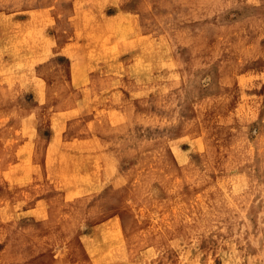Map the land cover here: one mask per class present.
Returning <instances> with one entry per match:
<instances>
[{"label":"rangeland","instance_id":"obj_1","mask_svg":"<svg viewBox=\"0 0 264 264\" xmlns=\"http://www.w3.org/2000/svg\"><path fill=\"white\" fill-rule=\"evenodd\" d=\"M31 1L0 5V264H204L174 250L226 222L208 264H264V0Z\"/></svg>","mask_w":264,"mask_h":264},{"label":"bare ground","instance_id":"obj_2","mask_svg":"<svg viewBox=\"0 0 264 264\" xmlns=\"http://www.w3.org/2000/svg\"><path fill=\"white\" fill-rule=\"evenodd\" d=\"M62 1L65 2V0H62ZM91 1H95L96 4L98 3L97 4L98 6L99 5L102 6V4L106 3V1H108V0H105V1L104 0H91ZM48 3H50V2H45V4H48ZM1 4L5 5V0H0V5ZM15 4L19 5L20 7H30L32 5L43 4V3L37 2V1H31V0H17V2H15ZM36 13H37V15H39L40 11L37 9ZM0 25L2 28H4V26L2 24H0ZM107 32H111L115 36H116V32L118 33L117 29L112 25H108L107 22L105 24H99V23L95 22L93 27L90 29L88 35L90 36V38L93 41H95V43H99L102 41L103 36ZM26 33L27 32H25L24 34H26ZM117 37H119V33H118ZM22 50L23 49H21L20 51H22ZM45 55L47 57H49L50 53H46ZM36 57H40V56L38 55ZM36 65H38V64L33 62L31 66L25 67V66H22L21 63H18V65H17L18 68H17L16 73L14 72L15 75L13 76V78L17 77L16 75H18L19 77H22V80H24L26 83L30 82V83L34 84L37 87L36 89H38V88L42 89L43 87H40V86L43 84V71H42V68L35 69L34 67ZM2 70L4 71V74H5V68H3ZM3 78H5V76ZM59 182H60V185H63L64 187H66L67 191L71 192V188H70L71 182L65 176H61ZM224 197H225V201L227 202L231 196H223V198ZM218 212H219V210H216V213H218ZM228 216H229V213H228ZM227 224H228L227 222L224 224L219 223L214 227L215 233L213 235V239H212V241L209 240V242H207L208 246L205 245L204 250L201 248V246H196V249H192V250L191 249L174 250L175 251V257L177 258V253L179 254V252H183L184 257L187 259V261H201L204 264H208V262L212 258L211 257L212 256L211 250H209V246L224 248V250L220 251V253H222V254L230 253L229 252V244L231 241L229 240V238L225 241H218L220 239V236L217 235V233L229 234L231 232V230H229ZM181 226H182L181 224H176L175 226L172 227V229L174 230V235L171 238H169L167 240V242L168 243H175V242H178L180 239H184L190 245L195 244L199 240L198 237L195 235H191V236L180 235L182 232H184V230L180 229ZM194 227H195V225L193 224L192 221H190L188 224V229H192ZM95 229H97L101 232H95L91 238L82 237V241H83L82 245H79L80 248L79 247L78 248H79V250H82L81 248H83L89 255L97 253L94 255L95 258L99 256L100 259H102V253L104 252L102 244H104V242L106 241L107 238L110 239L111 236L109 235V232H107L103 228L95 227ZM166 230L167 229L164 228V229L160 230L159 232H162V235H163ZM206 233L207 232L203 227L199 228L200 237L205 238ZM177 235H179V236H177ZM159 242H162V240L160 238L158 240V243ZM65 246L70 248L68 246V244ZM197 248H200L202 250V252L197 250ZM46 249H50V248L46 247ZM8 251H10V250H8ZM153 252H154V254H153ZM153 252L150 249H146L143 246V243L140 242L137 245L136 250H135V261L133 264H151V261L156 258V255L161 256V257L163 256V251L160 249L154 248ZM231 252L233 254H235L233 252V250ZM49 253L50 252L47 251V252L41 254V258H43L45 255H47ZM215 255H218V257H219V253H216ZM230 259H231V254L229 257L224 258L225 261H228Z\"/></svg>","mask_w":264,"mask_h":264}]
</instances>
